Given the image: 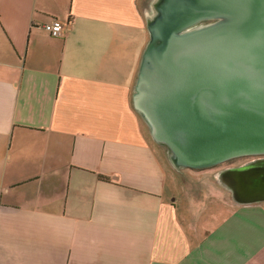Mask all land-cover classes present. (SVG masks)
I'll use <instances>...</instances> for the list:
<instances>
[{"label": "crops", "instance_id": "crops-1", "mask_svg": "<svg viewBox=\"0 0 264 264\" xmlns=\"http://www.w3.org/2000/svg\"><path fill=\"white\" fill-rule=\"evenodd\" d=\"M152 3L0 0V264H264V203L183 188L133 109Z\"/></svg>", "mask_w": 264, "mask_h": 264}, {"label": "water", "instance_id": "water-1", "mask_svg": "<svg viewBox=\"0 0 264 264\" xmlns=\"http://www.w3.org/2000/svg\"><path fill=\"white\" fill-rule=\"evenodd\" d=\"M131 102L176 169L264 154V0H153ZM264 200V159L215 175Z\"/></svg>", "mask_w": 264, "mask_h": 264}, {"label": "rangeland", "instance_id": "rangeland-1", "mask_svg": "<svg viewBox=\"0 0 264 264\" xmlns=\"http://www.w3.org/2000/svg\"><path fill=\"white\" fill-rule=\"evenodd\" d=\"M142 122L145 125V127L147 128V126L143 120H142ZM261 158L264 159V154L240 156V157L229 159V160L222 162L218 165L208 167V168H203V169H192V168H187V167H181V168L176 169L175 167H173V165L169 161V157L167 155L169 167H170V165L172 166L169 168V172H171L173 174H175L177 172L182 173V174H188L189 176H185V177H189L190 179H195V180L183 181V183H181V186L183 188L191 189L195 195L201 194V190H204V191H206L205 195L209 196V198H208L209 201H210V197H212L213 201H210V202L222 203L223 201H226L228 204H230L231 207L234 206L235 204H237V202L233 198L232 193L230 191H228L227 189H225L224 186H222V184L216 180L214 175L219 171H223L224 169L240 167V166H243L244 164L251 163L252 161L258 160ZM190 174L191 175L200 174V176L195 178V177H192ZM218 188H220L222 195H220V196H217L215 194L211 195V190L217 191ZM203 194L204 193L202 191V195L200 197H204ZM259 202L264 203V200L259 201Z\"/></svg>", "mask_w": 264, "mask_h": 264}, {"label": "built area", "instance_id": "built-area-1", "mask_svg": "<svg viewBox=\"0 0 264 264\" xmlns=\"http://www.w3.org/2000/svg\"><path fill=\"white\" fill-rule=\"evenodd\" d=\"M41 27L52 37L61 36L64 32L63 25L55 18L43 22Z\"/></svg>", "mask_w": 264, "mask_h": 264}]
</instances>
